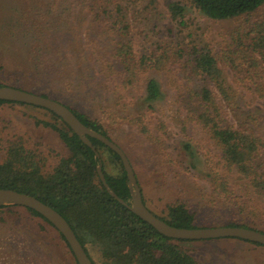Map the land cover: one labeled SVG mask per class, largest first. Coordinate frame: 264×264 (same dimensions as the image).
<instances>
[{
    "label": "trees",
    "instance_id": "trees-1",
    "mask_svg": "<svg viewBox=\"0 0 264 264\" xmlns=\"http://www.w3.org/2000/svg\"><path fill=\"white\" fill-rule=\"evenodd\" d=\"M35 1L38 3L35 9L40 12L45 2ZM188 4L213 21L250 17L264 8V0H188ZM155 6V0H61L57 8L61 13L56 33L60 38L67 36L73 48L61 45L58 52L70 51L75 65H85L82 67L86 72L114 80L124 91L133 87L141 76L160 73L163 77L147 78L144 102L148 109H153L165 97L161 78L171 88V102L176 109L174 116L179 119L183 131L189 133L192 127H198L214 147V155L212 152L210 155L215 166L210 176L216 185L215 191L241 212H247L248 199L253 201L255 196L264 202V132L261 124L264 111L262 108L245 111L240 100L241 95L249 94L256 101H264V17L247 20L245 26L226 42L220 59L207 45L194 41L188 44L179 41L159 46L150 54L142 53L135 49L129 31L131 20L150 23ZM177 6L170 7V14L184 27L187 11L179 4ZM86 8L92 10V24L97 25V29L85 33L81 25L68 29L67 21H71L73 27L74 23L81 24ZM24 14L29 15L30 12L27 10ZM94 31L97 32L92 38ZM102 42L103 46L100 45ZM225 66L232 72V78L227 76ZM4 104L25 105L0 100V105ZM70 109L87 127L112 141L110 126L119 124L118 120H123L125 126L143 137L151 135L146 115L119 118L107 113L110 117L107 125ZM51 114L62 126L49 125L59 133L69 155L62 158L52 171H47L45 157L28 150L22 140H13L9 143L5 159L0 162V189L33 196L60 213L93 264H199L178 244L188 241L163 236L107 191L97 172L100 161L110 189L121 200L131 203L128 178L120 157L99 140L89 138L94 151L59 117ZM103 151L108 152L110 163L117 166L114 172L107 171ZM127 156L143 192L136 164ZM143 202L148 207L144 196ZM253 206L252 215H264L263 204L259 202ZM5 207L12 206H2L0 210ZM28 210L55 228L40 214ZM158 217L177 228H198L195 215L183 204L169 205L165 216ZM227 226L255 229L236 223ZM60 236L73 255L64 236ZM93 255H98L99 261Z\"/></svg>",
    "mask_w": 264,
    "mask_h": 264
},
{
    "label": "rangeland",
    "instance_id": "rangeland-1",
    "mask_svg": "<svg viewBox=\"0 0 264 264\" xmlns=\"http://www.w3.org/2000/svg\"><path fill=\"white\" fill-rule=\"evenodd\" d=\"M42 1L45 4L38 12L35 0H0V85L45 95L107 125L110 124L107 113L119 118L146 115L147 126L151 130L149 137L131 130L123 120L110 127L113 141L136 164L143 196L155 215L163 217L169 205L179 203L195 215L198 228L236 223L264 231V215H252L251 208L259 202L264 205L260 198L248 199L249 211L241 212L215 191L216 185L210 176L215 166L210 155L215 151L214 147L198 127H192L189 133L183 131L179 119L174 116L176 109L173 108L172 91L167 82L160 78L165 97L153 109H148L144 102L146 81L157 73L141 76L133 87L124 91L114 80L86 72L82 67L85 65H75L70 51L58 52L61 45L73 48L67 36L60 38L56 33L60 25L61 11L57 8L61 0ZM155 1L150 23L131 20L129 31L135 49L142 53L150 54L159 46L179 41L186 44L194 41L207 45L220 59L226 42L245 26L247 20L264 17L263 8L250 17L213 21L191 9L188 0ZM177 4L187 11L184 27L170 14V7L178 8ZM74 9L75 6L72 14ZM27 10L29 15L24 14ZM91 12L89 8L84 9L81 24L74 23V27L70 25L71 21H67L68 29H75L77 25H81L84 33L97 29V25L92 24ZM224 70L232 78V72L226 66ZM158 76L163 77L160 73ZM263 103L249 94L241 95L240 105L245 111L261 108L264 111ZM49 124L62 126L51 112L42 108L0 105V162L6 157L9 143L20 139L28 150L45 157L46 170L52 171L62 158L69 155V149ZM261 124L264 132V121ZM103 152L107 171L114 172L117 166L110 163L108 152ZM178 244L199 264H264V247L250 242L224 238ZM93 257L99 261L98 255ZM0 264L77 262L55 228L27 208L12 206L0 210Z\"/></svg>",
    "mask_w": 264,
    "mask_h": 264
},
{
    "label": "water",
    "instance_id": "water-1",
    "mask_svg": "<svg viewBox=\"0 0 264 264\" xmlns=\"http://www.w3.org/2000/svg\"><path fill=\"white\" fill-rule=\"evenodd\" d=\"M0 100L7 102L20 103L52 112L59 117L70 129L94 151L93 143L89 138H94L102 142L106 147L114 151L121 159L128 178V187L131 193V203L127 204L121 200L109 187L103 164L101 161L97 167L99 178L112 197L121 204L127 206L140 219L151 225L157 232L173 240L183 241H210L224 238L239 239L264 246V233L255 229L245 227H214V228H177L167 224L155 215L143 202V194L138 183L135 171L125 151L108 137L95 132L87 127L66 105L22 89L0 86ZM97 158H100L96 152ZM19 206L31 209L49 221L55 229L62 234L70 246L72 253L78 264H93L84 247L78 240L67 220L52 207L41 202L37 198L9 189H0V207Z\"/></svg>",
    "mask_w": 264,
    "mask_h": 264
}]
</instances>
